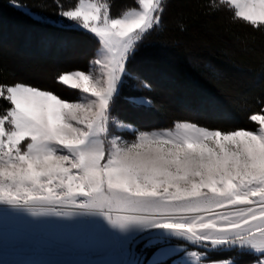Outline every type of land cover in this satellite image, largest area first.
Here are the masks:
<instances>
[{
	"label": "snow or ice",
	"instance_id": "1",
	"mask_svg": "<svg viewBox=\"0 0 264 264\" xmlns=\"http://www.w3.org/2000/svg\"><path fill=\"white\" fill-rule=\"evenodd\" d=\"M14 6L19 7L10 0ZM233 20L264 29V0H217ZM166 0H138L113 17L107 0H78L58 15L97 40L93 72H63L55 83L78 90L69 101L21 82L0 84V208L32 217L93 218L116 237L127 264L135 246H159L149 264H168L178 238L207 251L238 250L264 264V114L254 130L209 129L189 121L134 129L113 115L129 69L147 36L162 24ZM140 107L153 101L130 97ZM264 112V109H261ZM134 133L126 140L115 130ZM206 251H186L182 264H205ZM209 264H235L233 258Z\"/></svg>",
	"mask_w": 264,
	"mask_h": 264
},
{
	"label": "trees",
	"instance_id": "2",
	"mask_svg": "<svg viewBox=\"0 0 264 264\" xmlns=\"http://www.w3.org/2000/svg\"><path fill=\"white\" fill-rule=\"evenodd\" d=\"M77 1L14 0L17 7L10 0H0V84L28 83L69 98L67 87L56 84L55 77L73 68L85 69L96 43L92 35L56 22L58 13L71 8ZM107 2L113 17L137 6V0ZM213 2L217 0H166L161 26L146 37L128 65L134 75L151 82L153 92L156 90L154 82L140 68L159 69L161 78L181 85L179 92L185 93V98L179 97L178 106L169 108L161 99L158 101L155 96L145 93L147 90L137 89L135 80L128 79L113 107L114 116L138 128L140 112L128 98L145 93L153 101L157 114L169 120L168 124L183 120L221 130H254L258 127L249 117L264 114L261 112L264 109V29L233 20L228 6L211 10L209 4ZM36 38L45 39L47 43H39V46ZM75 44L79 46L78 55L84 54V46L88 47L83 60L73 56L75 53L72 56L67 53ZM160 45L177 51L181 57L174 62V73L161 63H150L145 56L139 57L143 47L158 48ZM14 46L26 48L23 56L17 55L18 48L16 51ZM196 50L200 58L190 62L189 56ZM152 58L160 56L153 53ZM42 75L46 77L42 79ZM46 80L51 86H43ZM188 95L199 98L200 103L192 107L186 98ZM158 96L161 98V92ZM8 106V102L0 99V112ZM183 108L195 110L196 114ZM209 253L214 259L233 258L235 264L256 259L238 250Z\"/></svg>",
	"mask_w": 264,
	"mask_h": 264
},
{
	"label": "rangeland",
	"instance_id": "3",
	"mask_svg": "<svg viewBox=\"0 0 264 264\" xmlns=\"http://www.w3.org/2000/svg\"><path fill=\"white\" fill-rule=\"evenodd\" d=\"M76 4H74V6ZM21 7L28 11L25 6ZM136 7H138V0ZM56 22L66 24V22L62 20L59 15L57 16ZM39 33L41 34L42 32ZM34 40L38 41V44L47 43L45 39L37 40L36 38ZM95 41L96 43L93 45L94 50L93 53L91 52L92 56L90 57L86 68H73L66 70L65 72L78 70L84 72H93V74L97 76L100 75L99 66H96L93 63L98 49L97 40L95 39ZM15 48L18 47L14 46V50L17 51ZM39 48L42 49V47ZM23 49L26 48L19 47L17 55H21L26 52ZM43 49L47 50L48 47H43ZM78 49L79 46L76 45L75 47H71L68 52L66 50L65 51L69 53L70 56L75 53L73 56H79L77 59L83 60L85 58L84 55L88 53V47L84 46V50L82 49L84 54L82 53L80 55H78ZM153 53L154 55L160 56V58H152ZM139 54V57L142 58L145 56L146 60L148 62L150 61V63H161L165 65L173 73V70H175L174 62L181 59V57L177 54V51L162 45H160L158 48L148 46L143 47ZM199 58L200 54L196 50L190 54L189 61L194 62ZM152 59H156V61ZM140 69L141 72H144V74H146V76H148L156 86V90L154 92L147 90L145 93L155 96L158 101L161 99V101L164 102L169 108H175L178 106L179 97L180 99L185 98L184 95L186 94L179 92V89H182L181 85L171 81L166 77L161 78L159 69H153L151 67ZM43 76L45 75H42V77ZM42 79H44V77ZM46 81L43 86H51L48 80ZM67 89L68 90L66 91L69 98L60 97L69 101H76L78 99V90L69 88ZM160 92L162 94L161 98L158 96V93ZM145 93L134 97H144L151 99L147 96V94L145 95ZM129 98L128 101H130ZM186 98H188L189 104L192 107L197 106L201 101L199 98L194 97V95H188ZM117 104L119 105L120 101L117 102ZM133 105L136 109H139L140 112L137 120L139 127L136 128L134 124H131L134 129L154 130L173 127L174 122L168 124L169 120H167L163 115L157 114V109L154 104L152 107H140L135 104ZM183 109H188L190 114H196L195 110L190 108ZM123 122L125 124H130L126 123L125 121ZM115 132L116 134L123 136L126 140L131 141L134 139V133L130 130L117 129ZM170 246L175 249L176 254L171 257L169 264H182V261L190 260L191 258L185 255L186 251H206L204 249L195 248L188 244L173 240L171 241ZM158 247L159 246L145 247V243L142 242L137 247L135 258L143 261V264H149V261L152 259ZM206 253L205 264H209L210 261L222 260L212 258L209 251H206ZM128 258L129 255L123 250L120 241L110 233V231L105 225H103L101 221L97 219L85 217L37 218L28 214L16 213L9 209L0 208V264H127ZM252 262L253 261L246 264H252Z\"/></svg>",
	"mask_w": 264,
	"mask_h": 264
},
{
	"label": "water",
	"instance_id": "4",
	"mask_svg": "<svg viewBox=\"0 0 264 264\" xmlns=\"http://www.w3.org/2000/svg\"><path fill=\"white\" fill-rule=\"evenodd\" d=\"M173 240H178V241H181V242H183V243H185V244H188L186 241H182V240H180V239H178V238H174ZM142 243V242H141ZM189 245V244H188ZM139 246V244L137 245V246H135V249H134V253H135V257H136V253H137V247ZM191 246V245H190ZM192 247H195V246H192ZM195 248H198V247H195ZM199 249H203V248H199ZM205 250V249H204ZM207 251V250H206ZM133 257L132 256H130L129 255V258H128V260L129 259H132Z\"/></svg>",
	"mask_w": 264,
	"mask_h": 264
}]
</instances>
